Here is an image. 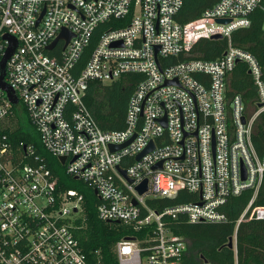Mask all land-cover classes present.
Returning <instances> with one entry per match:
<instances>
[{"label": "built area", "instance_id": "obj_1", "mask_svg": "<svg viewBox=\"0 0 264 264\" xmlns=\"http://www.w3.org/2000/svg\"><path fill=\"white\" fill-rule=\"evenodd\" d=\"M182 3L0 0L5 84L0 85V130L15 110H23L64 173L96 190L97 217L144 231L143 237L115 243L118 264H187L185 240L165 220L183 213L191 223L223 221L226 200L252 189L241 219L264 174V152L259 155L252 142L254 121L264 116L262 68L230 40L233 30L249 24L252 10L264 12V0H218L196 18L179 22L175 16ZM261 27L264 31V19ZM62 30L69 33L67 41ZM213 35L227 38L218 58H179ZM10 40L15 46L1 67ZM238 62L251 76L255 107L248 108L239 94L225 96L228 74ZM125 73L140 74L127 101L125 125L101 129L84 102L88 83H110ZM6 138L0 133V264H86L73 233L82 193L59 190L58 176L32 143L14 151ZM149 143L152 148L141 154ZM143 180L146 191L139 194ZM180 190L194 199L160 212L146 204L147 197H172ZM251 216L264 218V206H253ZM232 240L235 249L234 234Z\"/></svg>", "mask_w": 264, "mask_h": 264}, {"label": "trees", "instance_id": "obj_2", "mask_svg": "<svg viewBox=\"0 0 264 264\" xmlns=\"http://www.w3.org/2000/svg\"><path fill=\"white\" fill-rule=\"evenodd\" d=\"M218 0H183L175 16L179 22L196 18L201 12ZM264 12L254 9L249 13V24L232 31V44L249 51L262 68L264 79V31L261 24ZM94 40V39H93ZM93 41L83 51L78 66H82L92 48ZM227 46V38L201 39L183 58H218ZM139 73H125L110 83L91 80L84 96L96 124L104 130H120L124 127L126 105ZM239 94L245 105L255 107L256 92L251 76L243 62L235 64L228 74L225 96L229 99ZM7 133L5 141L11 142L14 151L25 143H32L36 151L42 154L51 170L58 176L59 190L74 188L83 195L82 214L75 219L74 236L79 240L85 254L86 264H118L114 245L125 237H143L144 231H134L120 222H105L96 215L98 202L93 190L79 180L66 175L57 160L47 154L41 146L36 132L29 125L23 110H15L10 124L0 130ZM252 142L256 152H264V116L260 114L253 124ZM253 195L252 189H245L238 195L230 196L222 207L225 219L219 222H189L183 213L166 219L165 226L185 240V259L187 264H196L206 259L212 264H264V218L250 217L253 206H264V174L251 207L239 219L248 201ZM194 199L193 193L183 190L172 197L153 196L146 198V204L155 211L165 207L184 203ZM235 235V249L229 248L228 238Z\"/></svg>", "mask_w": 264, "mask_h": 264}, {"label": "water", "instance_id": "obj_3", "mask_svg": "<svg viewBox=\"0 0 264 264\" xmlns=\"http://www.w3.org/2000/svg\"><path fill=\"white\" fill-rule=\"evenodd\" d=\"M219 21H227V20H219ZM60 37L62 38H65L66 39V41H67V39L69 38V33H67V31L66 30H62L61 32H60ZM218 37H220V35H213L211 38H218ZM11 41V44H10V46L7 48V50H6V52H5V54H4V56H3V58H2V60H1V67H3V65H4V62H5V60L7 59V57L9 56V54L11 53V51H12V49H13V47L15 46V41L14 40H10ZM55 42H56V39L55 40H53L49 45H47V49H51L52 47H53V45L55 44ZM2 77H3V74H1L0 75V85H1V87H3V88H5V84L3 83V81H2ZM13 100V102H15L16 100L13 98L12 99ZM259 105V104H258ZM130 141V140H129ZM128 141V142H129ZM128 142H126V143H128ZM126 143H124V144H122V145H119V146H116V148H121V147H123ZM111 148V150H113V149H115L114 148V146H111L110 147ZM152 148V143H149V145H148V147L141 153V154H143L144 152H146L148 149H151ZM141 154H139V155H137V158H139L140 156H141ZM60 160H61V162L64 160V157H60ZM124 173V172H123ZM244 177V176H243ZM137 191H138V193L139 194H142V193H144L145 191H146V180H143L138 186H137ZM96 192V190H94V193ZM74 211H75V209H74ZM226 245L229 247V248H232V245H233V240H232V236H230L229 238H228V241H227V243H226Z\"/></svg>", "mask_w": 264, "mask_h": 264}, {"label": "rangeland", "instance_id": "obj_4", "mask_svg": "<svg viewBox=\"0 0 264 264\" xmlns=\"http://www.w3.org/2000/svg\"><path fill=\"white\" fill-rule=\"evenodd\" d=\"M19 107H21V104H19Z\"/></svg>", "mask_w": 264, "mask_h": 264}]
</instances>
